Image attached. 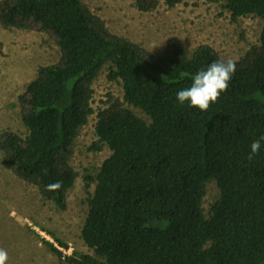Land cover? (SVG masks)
<instances>
[{"label":"trees","instance_id":"trees-1","mask_svg":"<svg viewBox=\"0 0 264 264\" xmlns=\"http://www.w3.org/2000/svg\"><path fill=\"white\" fill-rule=\"evenodd\" d=\"M174 4L176 0H166ZM222 3L234 19L264 21V0ZM141 10L156 2L138 0ZM5 29L51 33L61 62L40 67L20 96L26 138L0 134L3 166L66 208L76 181L71 165L81 129L95 113L93 84L107 63L120 80L123 103L98 112L92 151L111 150L89 198L82 230L94 256L65 255L67 264H264V143L248 159L250 144L264 136V25L260 46L237 61L236 72L207 111L179 104L176 93L200 69L221 60L209 45L189 54L172 38L163 55L112 34L82 0H2ZM62 182L57 191L46 185ZM216 181L220 198L203 211L206 184ZM62 247L67 245L54 236Z\"/></svg>","mask_w":264,"mask_h":264},{"label":"rangeland","instance_id":"rangeland-1","mask_svg":"<svg viewBox=\"0 0 264 264\" xmlns=\"http://www.w3.org/2000/svg\"><path fill=\"white\" fill-rule=\"evenodd\" d=\"M2 0H0L1 2ZM102 18L108 30L141 46L155 55H163L172 38H177L189 54L202 45L211 46L223 60L243 59L260 46L264 21L256 16L234 19L222 3L209 0H166L156 2L149 10H141L138 0H82ZM153 4V3H152ZM160 46L152 49L153 44ZM62 52L55 37L44 31L5 29L0 24V134L12 131L22 138L28 135L23 122L20 96L37 78L40 67L61 62ZM112 64L107 63L93 84L95 113L84 126L74 145L71 165L77 173L74 186L66 195V208L60 209L47 200L39 188L18 177L3 166L0 151V248L8 252L6 264H67L46 243H52L65 255H95L82 237L89 214V198L95 177L111 150H90L96 141L98 112L114 102L123 103L120 80L109 78ZM147 122L151 119L142 110L123 103ZM220 198L216 181L206 184L204 215ZM67 245L62 247L54 238Z\"/></svg>","mask_w":264,"mask_h":264},{"label":"clouds","instance_id":"clouds-1","mask_svg":"<svg viewBox=\"0 0 264 264\" xmlns=\"http://www.w3.org/2000/svg\"><path fill=\"white\" fill-rule=\"evenodd\" d=\"M160 46L153 44L152 49ZM237 61L229 58L227 60H216L209 64L206 69H200L192 77L189 87L183 88L176 93V100L179 104L188 103L190 107L207 111L211 104L218 101L221 94L227 91L229 83L236 72ZM264 143V136H260L250 144L248 159L252 160L261 150ZM62 187L61 181L46 185L47 191H57ZM8 252L0 248V264H6Z\"/></svg>","mask_w":264,"mask_h":264}]
</instances>
